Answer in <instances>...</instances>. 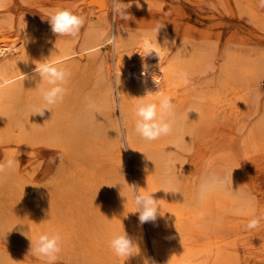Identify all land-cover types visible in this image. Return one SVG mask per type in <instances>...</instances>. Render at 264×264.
<instances>
[{
  "label": "bare ground",
  "instance_id": "obj_1",
  "mask_svg": "<svg viewBox=\"0 0 264 264\" xmlns=\"http://www.w3.org/2000/svg\"><path fill=\"white\" fill-rule=\"evenodd\" d=\"M94 1L100 10L109 8L107 0ZM248 14L258 20L254 9ZM8 19L0 16V28ZM126 24L102 14L88 21L79 40L52 43L21 18L14 38L7 41L0 31V70L13 81L0 91V160L18 161L0 174V239L14 243L20 235L29 249L25 235L58 232L61 257L71 264H124L108 248L110 235L124 227L140 248L125 264L154 261L152 254L160 264H263L264 220L254 231L245 228L257 216L241 188L239 159L264 173V50L227 49L219 60L211 42L163 31L156 36L153 28ZM146 39L158 53H145ZM51 53L71 72L68 92L43 115L31 114L44 107L35 62ZM146 90L157 92L153 100L162 94L174 103L173 131L155 141L134 131L136 97ZM55 155L49 181L72 177L69 206L59 189L64 183L46 191L36 186L44 163L49 172ZM210 169L227 175L245 199L221 191L196 206L197 186ZM131 186L154 192L164 215L142 226L139 213L124 216L134 207L120 192L129 194ZM259 200L264 217V189ZM27 260L0 250V264Z\"/></svg>",
  "mask_w": 264,
  "mask_h": 264
},
{
  "label": "rangeland",
  "instance_id": "obj_2",
  "mask_svg": "<svg viewBox=\"0 0 264 264\" xmlns=\"http://www.w3.org/2000/svg\"><path fill=\"white\" fill-rule=\"evenodd\" d=\"M107 2L109 8L100 10L94 0H0V16L9 17L8 20L2 22L0 31L8 34L7 41L14 38L18 35V21L21 18L31 24L35 23L41 31L44 30L43 35L49 36L48 43L65 38L79 40L89 20L93 21L102 14L110 20L120 19L113 12L114 0H107ZM115 2L119 3L120 0H115ZM124 2L127 3L128 0ZM61 8L70 9L84 19V24L76 37H57L51 31L48 15ZM250 8L254 9L257 15L259 14L258 20L264 19V8L259 7L257 0H133L127 9L132 19L123 21L129 27L144 30L154 28L157 23H163L164 27L160 31L169 32L177 39L187 38L192 42H211L220 60L224 58L227 49L245 47L264 50V23L259 25L258 20L253 21L250 18L248 14ZM260 85L264 95V77L260 79ZM51 158L54 161L51 170L45 171L46 163H44L39 172L43 178L37 181L36 186L39 190L46 191L52 185L64 183L59 189L67 196V202L63 201L64 205L69 206L73 198V196L71 198L69 186L74 181L69 176L67 179L58 178L56 180H59L58 182L49 181V177L53 176L58 156ZM239 163L244 180L241 188L248 194L254 205V216L263 217L258 203L260 191L264 189V173L257 171L258 167L255 168V164L250 163L246 158L241 157ZM130 175L135 183L132 173ZM67 180L68 183H66ZM53 189L61 192L56 188ZM68 202H70L69 205ZM26 245L27 241L20 235L14 243L9 242L6 237L0 239V250L20 259H28L27 264H43L41 260L27 257L28 246ZM152 259L155 264H160V259L154 254H152ZM59 264H71V262L61 257ZM240 264H252V262L245 263L242 260Z\"/></svg>",
  "mask_w": 264,
  "mask_h": 264
},
{
  "label": "clouds",
  "instance_id": "obj_3",
  "mask_svg": "<svg viewBox=\"0 0 264 264\" xmlns=\"http://www.w3.org/2000/svg\"><path fill=\"white\" fill-rule=\"evenodd\" d=\"M132 3L133 0H128L127 3L124 0H120L119 3L114 0V14L118 15L121 20H131L132 15L127 9ZM257 3L259 7L264 8V0H257ZM47 19L51 26V31L57 37H76L84 24V19L81 16L67 8L55 10L48 15ZM163 27V23H157L152 32L157 36ZM113 42L114 40L108 41V43ZM167 42V39H165L164 43ZM144 51L147 54L158 53L159 48L150 44L146 39ZM35 65L34 72L39 76L36 88L40 89L44 107L34 109L31 114L43 115L45 109H50L64 101L68 92L66 84L70 79L71 72L67 67L52 58V53L50 56L35 62ZM146 68L147 65H145ZM184 82H187L186 79ZM12 83L13 81L6 78L2 70H0V91H3ZM156 95L157 92L146 90L144 95L136 97L134 131L146 141H155L160 137L170 135L173 131L175 118L173 99L168 95L161 94L156 100H153L152 97ZM17 164L18 161L15 158L0 160V174L7 170L15 169ZM131 189L132 191L126 195H122V192H120V195L126 198L125 203L130 201L134 207V210L127 212L126 215L124 211V216L129 213H139L138 220L142 226L145 222L156 221L158 215H164L165 212H162L158 203L159 200L152 195L154 192L141 191L138 186H131ZM221 191L227 192L233 200L245 199L244 195L239 193L238 190L233 191L232 183H229L227 175L210 169L201 177L197 186L196 206L204 204L213 194ZM167 192L176 193L179 190L170 189ZM262 220H264V217H252L248 220L245 228L249 231H254L260 227ZM25 236L30 240L27 257L41 260L43 264H59L63 251V238L60 233L42 232L35 239ZM108 248L112 256L116 260H123L124 264L130 257L140 254L138 242L125 231L124 227L123 230L113 232L110 235ZM143 264H155V262L145 258Z\"/></svg>",
  "mask_w": 264,
  "mask_h": 264
}]
</instances>
